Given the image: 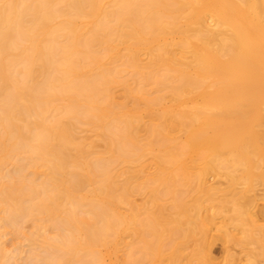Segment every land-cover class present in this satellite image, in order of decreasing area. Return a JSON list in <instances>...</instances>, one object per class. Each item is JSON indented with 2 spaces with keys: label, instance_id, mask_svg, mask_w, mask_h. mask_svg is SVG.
Masks as SVG:
<instances>
[{
  "label": "bare ground",
  "instance_id": "6f19581e",
  "mask_svg": "<svg viewBox=\"0 0 264 264\" xmlns=\"http://www.w3.org/2000/svg\"><path fill=\"white\" fill-rule=\"evenodd\" d=\"M261 184L264 0H0V264H264Z\"/></svg>",
  "mask_w": 264,
  "mask_h": 264
},
{
  "label": "rangeland",
  "instance_id": "374dc122",
  "mask_svg": "<svg viewBox=\"0 0 264 264\" xmlns=\"http://www.w3.org/2000/svg\"><path fill=\"white\" fill-rule=\"evenodd\" d=\"M89 131V130H88ZM91 132V131H90ZM86 133V132H85ZM88 134H90L89 132H87ZM86 133V134H87ZM91 134H92V132H91ZM218 174H216V175H210L209 176V181H210V183H216V186H221V187H225L226 186V184L228 183V180H227V178H225L223 175H218ZM215 185V184H214ZM240 186V185H239ZM263 185L261 184V185H257V192L259 193V194H261V193H263L264 191V189H263ZM260 196V195H259ZM261 197V199H259L258 200V202H259V206H264V199H263V196L261 195L260 196ZM225 215H226V213H224ZM223 217V216H222ZM220 218V219H224V217L223 218ZM225 218H226V216H225ZM264 221V220H263ZM30 223L29 222H26V223H24V228L27 230V229H29L30 228V225H29ZM29 227V228H28ZM10 236V235H9ZM9 236H8V238H9ZM11 237V236H10ZM7 240H10L11 242H13V240L12 239H7ZM10 241H7V243H10ZM10 247L12 246V244H8ZM231 247V249H230V251L231 252H233V254L234 255H236V257H237V259H240V257H242L243 259L242 260H240V261H244L245 260V258H246V252H245V250H243L240 246H238V245H234V247H233V245L232 246H230ZM229 249V248H228ZM212 254H213V256H214V258H215V264H225L226 262H225V259H226V254H227V246L225 247V245L223 246V243L220 241V240H216L215 241V243L213 244V246H212ZM244 254V255H243ZM245 256V257H243V256ZM224 258V259H223ZM239 261V262H240ZM259 261H261V263H262V260H259ZM245 262V261H244ZM243 262V263H244ZM242 263V264H243ZM32 264H34V263H32ZM245 264V263H244Z\"/></svg>",
  "mask_w": 264,
  "mask_h": 264
}]
</instances>
